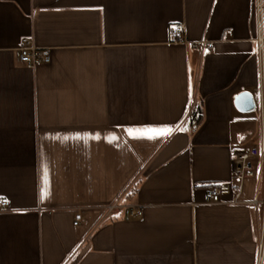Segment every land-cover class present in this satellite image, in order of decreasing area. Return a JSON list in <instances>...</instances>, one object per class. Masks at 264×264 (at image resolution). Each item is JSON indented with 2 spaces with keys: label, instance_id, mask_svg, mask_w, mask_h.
<instances>
[{
  "label": "crops",
  "instance_id": "1",
  "mask_svg": "<svg viewBox=\"0 0 264 264\" xmlns=\"http://www.w3.org/2000/svg\"><path fill=\"white\" fill-rule=\"evenodd\" d=\"M262 6L260 53L255 0H0V264H259L257 179L207 189L260 144ZM24 38L50 62H22Z\"/></svg>",
  "mask_w": 264,
  "mask_h": 264
},
{
  "label": "built area",
  "instance_id": "2",
  "mask_svg": "<svg viewBox=\"0 0 264 264\" xmlns=\"http://www.w3.org/2000/svg\"><path fill=\"white\" fill-rule=\"evenodd\" d=\"M255 13L257 17V24L259 26V47L260 53L262 51V37L261 28L263 20V6L262 0H255ZM185 24H175L170 29L171 41L174 43H184L185 39L183 31ZM212 42L202 41L198 43V46L211 49ZM20 60L24 62L28 67H33L38 63H48L51 60L49 49L36 47L33 41L29 38H24L20 46ZM261 119V136L260 144L258 147L246 148L243 151L237 153L233 162V183L231 184H215L211 185L207 189L208 199L211 203H223L224 196L234 193V189L237 190V194L234 199L237 201L238 194L242 190L244 183L248 179H257V197L251 202L255 205L261 206L259 216V264L264 263V91L261 92L259 105L257 106ZM200 112L198 110L197 102L192 97L189 101L186 117L192 123L198 124L200 119ZM121 199H117L111 204L104 207V213L106 217L117 214L122 208L127 205L122 204ZM9 200L7 198H0V209L9 206ZM132 215L138 214V211L132 209ZM83 220V213L79 211L75 215L74 225H80Z\"/></svg>",
  "mask_w": 264,
  "mask_h": 264
},
{
  "label": "water",
  "instance_id": "3",
  "mask_svg": "<svg viewBox=\"0 0 264 264\" xmlns=\"http://www.w3.org/2000/svg\"><path fill=\"white\" fill-rule=\"evenodd\" d=\"M238 109L244 112H251L256 109V101L251 93L248 91L240 92L235 99Z\"/></svg>",
  "mask_w": 264,
  "mask_h": 264
},
{
  "label": "snow or ice",
  "instance_id": "4",
  "mask_svg": "<svg viewBox=\"0 0 264 264\" xmlns=\"http://www.w3.org/2000/svg\"><path fill=\"white\" fill-rule=\"evenodd\" d=\"M129 134H133L134 132H142V133H157V134H163L165 132H170V128H163V129H154V128H149V129H128L127 130Z\"/></svg>",
  "mask_w": 264,
  "mask_h": 264
},
{
  "label": "trees",
  "instance_id": "5",
  "mask_svg": "<svg viewBox=\"0 0 264 264\" xmlns=\"http://www.w3.org/2000/svg\"><path fill=\"white\" fill-rule=\"evenodd\" d=\"M198 110H199V112H200V119H199V122L198 123H200V121H201V119H202V111H201V109L200 108H198ZM133 191L132 192H129V193H127V199L128 200H130L131 198H132V195H133Z\"/></svg>",
  "mask_w": 264,
  "mask_h": 264
}]
</instances>
